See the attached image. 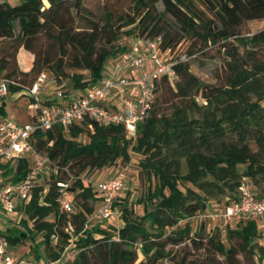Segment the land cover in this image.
Masks as SVG:
<instances>
[{
	"label": "trees",
	"instance_id": "16d2710c",
	"mask_svg": "<svg viewBox=\"0 0 264 264\" xmlns=\"http://www.w3.org/2000/svg\"><path fill=\"white\" fill-rule=\"evenodd\" d=\"M131 1V11L107 10L94 21L83 0H0V80L8 81L7 94L29 97L25 88L45 71L48 88L37 96L42 106H63L95 88L137 40L145 51V42L160 38V48L174 51L176 59L181 53L191 57L182 47L191 40V47L218 46L225 58L209 82L192 73L190 58L174 65L173 78H153L147 115L133 139L123 125L89 117L66 128L58 122L42 128L39 110L29 108L30 119L23 122L35 126L30 144L48 161L30 200L7 215L21 224L19 234L2 225L0 234L11 249L41 236L35 261L15 257L27 264L53 263L67 248L76 253L66 264H215L216 254L232 261L238 253L264 260L258 242L264 219L221 216L241 199L243 185L264 198V28L241 31L245 21L264 20V0ZM123 34L129 41L120 40ZM20 48L33 55L28 70L18 64ZM0 119L13 120L4 106ZM133 157L138 178L146 182L135 199L128 186ZM32 167L31 154L0 159V182L21 181ZM104 169L109 177L120 174L123 188L112 203L118 217L96 220L91 216L100 196L93 182L101 179L84 175ZM40 176L48 181L37 183ZM65 181L69 212L58 202L57 183ZM211 213L220 216L210 219L209 233L191 236L189 220ZM187 240L214 255L185 251L178 257L175 246Z\"/></svg>",
	"mask_w": 264,
	"mask_h": 264
},
{
	"label": "built area",
	"instance_id": "2783aa9c",
	"mask_svg": "<svg viewBox=\"0 0 264 264\" xmlns=\"http://www.w3.org/2000/svg\"><path fill=\"white\" fill-rule=\"evenodd\" d=\"M159 41L160 38L145 42L143 51L141 48L143 41L137 40L118 57L107 77L99 85L60 107L42 106L37 101L38 94L48 88L47 73L45 71L38 73L32 83L25 88L27 95L34 99L28 108L39 110L38 126L49 128L58 122L66 128L75 121L89 117L102 124H121L125 128L126 136L135 138L137 126L146 117L150 105L153 78L163 74L173 78L174 65L190 58L185 53H178L179 57L176 59V53L171 49L162 50ZM147 64L151 70L146 68ZM7 93L8 81L0 80V95L6 96ZM57 95L62 96V92L58 91ZM34 129L32 123L0 119V159L31 154L33 160V167L25 179L15 183L0 182V207L5 214H13L18 207L30 200L35 178L43 171L48 161L30 144L29 138ZM57 185L61 209L72 211L73 205L68 192L69 182H58ZM93 185L99 193L100 203L91 218L100 220L118 217V211L112 207V203L123 188L121 175L115 174L96 180ZM240 190L241 199L225 207L221 216L252 215L264 219V198H255L244 185ZM205 216L215 218L220 214L211 213ZM75 253L74 249L67 248L57 261L50 264H66ZM17 263L27 264L23 259L16 260L8 251L6 238L0 234V264Z\"/></svg>",
	"mask_w": 264,
	"mask_h": 264
},
{
	"label": "rangeland",
	"instance_id": "374dc122",
	"mask_svg": "<svg viewBox=\"0 0 264 264\" xmlns=\"http://www.w3.org/2000/svg\"><path fill=\"white\" fill-rule=\"evenodd\" d=\"M12 3H18L21 0H12ZM83 7L85 8V15L89 19H93L94 21H102L103 17L107 10L113 12H123V11H131V0H83L82 2ZM158 8L161 10L163 9V5L161 2L157 3ZM80 25L82 24L80 21L78 22ZM264 28V20L262 19H253L245 21L241 26V31L244 34H252L260 29ZM123 29H128L127 27ZM128 39V36L125 34L122 35L121 41L125 42ZM129 41V39H128ZM191 40H185L184 44L182 45L183 48L189 49L191 51V57L189 59V67L192 73L200 77L203 81H212L214 78V70L222 65L224 62L223 51H218V46L215 47H203L201 43L197 42L195 47H191ZM28 56L22 54L20 56V61L25 62V65L28 64ZM110 64L113 63L112 59L109 61ZM86 74V71H83ZM7 94L6 96L8 97ZM14 97V103H10V105L6 108V113L15 121L23 122L28 121L30 119V110L28 108V104L30 103L29 97H27L23 93H11ZM23 120V121H22ZM136 158L133 157L132 165H131V174L133 175L134 179L133 182L129 183L130 191H131V199H135L141 192V190L146 186V182L142 179L138 178V174L136 172ZM85 174V173H84ZM112 173L110 170H100L97 173L88 172L84 176L88 178L93 177V179H105L109 177ZM48 180L46 177H38L37 183H46ZM218 201L223 200V197L220 196ZM7 215L11 216L12 214H5L2 209L0 208V225L11 227L14 229L16 234L19 232L16 230L20 227L21 224H17L12 220H7ZM13 217V216H12ZM204 219V220H203ZM211 217L204 216L200 214L199 216L193 217L189 220L190 225L192 226L191 236L196 237L197 233L203 234L206 236L211 227H213V221L210 220ZM202 222L199 224V221ZM31 223V222H30ZM201 226V227H200ZM197 230V231H196ZM197 232V233H195ZM262 235L259 237L258 242L264 245V230L261 231ZM224 237V236H223ZM25 242L21 244L17 248L11 249L8 247V251L12 252L14 257H22L26 260L35 261V254L39 250H36L35 244L41 241V236H37L34 241L24 240ZM204 241V240H203ZM204 243V242H203ZM229 244L228 242L226 243ZM183 245V246H182ZM174 249L179 251L178 257L181 256L185 251L193 256H201L203 257L206 252L213 256L212 248L203 249L196 247V244L192 243V241L187 240L185 243H182L181 246H175ZM142 256L140 255V258ZM217 262L215 264H264V260H260L257 257H251L249 254L245 253H238L236 258L232 261H228L223 255L216 254ZM165 264V263H163Z\"/></svg>",
	"mask_w": 264,
	"mask_h": 264
},
{
	"label": "crops",
	"instance_id": "0c3cea01",
	"mask_svg": "<svg viewBox=\"0 0 264 264\" xmlns=\"http://www.w3.org/2000/svg\"><path fill=\"white\" fill-rule=\"evenodd\" d=\"M22 54H25V56H28V58H29L28 64L25 66L21 65V61H20V56ZM17 61H18V64L22 70H28L32 65L33 55L29 51L25 50L24 48H20L18 53H17ZM13 98L14 97L11 94L8 95V97L0 95V106H4V110L7 111L6 108L10 105V103H12V102L14 103Z\"/></svg>",
	"mask_w": 264,
	"mask_h": 264
}]
</instances>
